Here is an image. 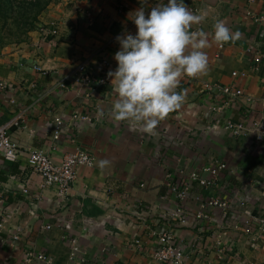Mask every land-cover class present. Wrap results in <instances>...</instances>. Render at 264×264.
<instances>
[{"label":"crops","instance_id":"0c3cea01","mask_svg":"<svg viewBox=\"0 0 264 264\" xmlns=\"http://www.w3.org/2000/svg\"><path fill=\"white\" fill-rule=\"evenodd\" d=\"M162 2L168 0H61L42 14L24 46L0 55V125L20 145L18 157L0 159V264H26L30 253L45 255L51 264H161L153 255L159 235L167 232L183 264H264V239L242 231L251 225L258 234L264 218V140L225 129L229 121L256 120L264 127V61L254 63L264 53V0H184L195 13H207L192 30L208 33L209 69L181 81L182 107L147 135L111 117L118 95L113 84L97 81L107 76L104 63L117 68L116 37L136 35L128 14L144 7L147 16ZM217 20L241 38L217 45ZM80 65L90 70L93 84L74 82ZM206 85L215 88L207 91ZM219 88L243 95L232 99ZM56 118L62 129L57 142ZM32 150L45 151L56 163L82 150L95 164L79 170L63 201L31 167ZM105 159L111 165L101 170L97 162ZM218 163L224 168L211 193L191 180ZM173 185L190 189L182 205L187 225L173 217L180 204ZM211 195L228 201L230 209H207L210 220L196 221ZM221 234L225 261L218 254ZM72 239L79 251L73 260Z\"/></svg>","mask_w":264,"mask_h":264},{"label":"clouds","instance_id":"9594fccd","mask_svg":"<svg viewBox=\"0 0 264 264\" xmlns=\"http://www.w3.org/2000/svg\"><path fill=\"white\" fill-rule=\"evenodd\" d=\"M128 16L137 32L135 36L125 32L116 37L120 45L114 55L117 68L107 76L118 99L110 115L133 130L152 135L161 121L182 107L185 95L177 91L181 81L208 72L204 51L210 47L208 33L192 30L203 23L207 13L193 12L184 0H168L167 4L152 7L147 16L144 7ZM213 29L219 46L235 43L242 36L239 31L233 33L222 20H217ZM110 165L107 159L97 162L101 170Z\"/></svg>","mask_w":264,"mask_h":264},{"label":"built area","instance_id":"2783aa9c","mask_svg":"<svg viewBox=\"0 0 264 264\" xmlns=\"http://www.w3.org/2000/svg\"><path fill=\"white\" fill-rule=\"evenodd\" d=\"M123 6L120 5V8ZM194 12V10L192 9ZM260 21L264 23V18H260ZM43 31V30H42ZM56 34L55 32H53ZM264 61V53L258 55L254 58L255 64H260ZM113 66L110 63H104L103 71L108 73L112 71ZM41 69H39L40 71ZM234 77H244L245 75H238L233 73ZM74 82L77 84L87 85L93 84L92 73L85 65H80L74 73ZM111 79L108 76H104L98 79L97 85L106 86L111 84ZM0 88L5 89L4 85L0 82ZM215 87L212 85H206L205 89L207 91L213 90ZM218 88V87H217ZM219 91L226 94L232 99H237L243 95L242 90L233 88H219ZM248 101H252L249 99ZM264 107V105H263ZM78 118V116H75ZM81 121L91 122L89 117L80 116ZM55 133L54 140L57 142L60 140L62 135L61 120L56 118L54 120ZM225 129L232 132L236 137H244L246 135L254 134L257 141L264 140V127L261 121L252 120L250 123L240 122L233 123L227 122ZM53 150L57 149L54 146ZM20 154V145L15 142L9 135V130L6 126L0 125V159H15ZM28 158L33 170L39 175L43 184L46 187H53L57 189V195L60 200H66L72 186L76 183L78 179L79 170L82 167H92L95 164V158L88 152L78 150L75 153L67 155L61 163H56L48 153L43 150H32L28 153ZM91 161V164L89 163ZM224 166L220 163L215 166L204 167L201 171V175H194L191 180L198 182L201 186L205 187L208 191H213L215 185L217 184L219 175L223 170ZM172 193L176 197L177 201L180 203L173 212V217L177 219L180 225H187V217L183 211V203L190 198V189L188 186L180 188L177 185L172 186ZM215 208L220 211H228L230 209V203L228 201H223L218 196H209L204 203L201 204V211L196 215V221L210 220V216L206 213L207 209ZM260 231L258 234H253V229L251 225H246L242 230L246 235L252 236L253 240L264 239V218L259 220ZM236 230H240L239 226L235 227ZM14 239H18L15 236ZM70 241V240H69ZM218 254L219 259L225 261L227 258L225 256L226 250L222 242V234L218 237ZM72 252L71 260L78 258V242L76 239L70 241ZM137 245L140 241H135ZM153 258L156 262L161 264H183V254L181 249L177 246L175 238L171 232L159 235V247L154 252ZM39 261L44 264H49V259L45 255L30 253L26 258V264H33ZM82 263L85 262L81 259Z\"/></svg>","mask_w":264,"mask_h":264},{"label":"rangeland","instance_id":"374dc122","mask_svg":"<svg viewBox=\"0 0 264 264\" xmlns=\"http://www.w3.org/2000/svg\"><path fill=\"white\" fill-rule=\"evenodd\" d=\"M60 1L61 0H52L47 9L51 6L57 5ZM46 10L44 12H46ZM19 11L20 10L15 8L13 13H9L7 18L3 19L0 23L1 56L9 51L24 46L29 41L30 33L32 32V30L29 29L30 21H28L27 16H25V9L21 11V13L24 15L22 19H20L18 16ZM41 16L42 14L40 15V17Z\"/></svg>","mask_w":264,"mask_h":264},{"label":"trees","instance_id":"16d2710c","mask_svg":"<svg viewBox=\"0 0 264 264\" xmlns=\"http://www.w3.org/2000/svg\"><path fill=\"white\" fill-rule=\"evenodd\" d=\"M51 1L52 0H0V23L3 19L7 18L9 13H13L15 8L20 10L18 16L22 19L24 15L21 11L25 9V16H27V20L30 21L29 29L33 31L41 25L39 17L44 13Z\"/></svg>","mask_w":264,"mask_h":264}]
</instances>
